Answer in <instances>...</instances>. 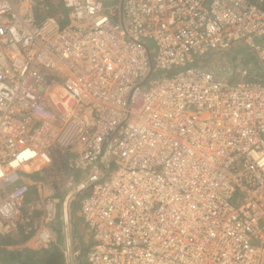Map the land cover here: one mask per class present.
I'll use <instances>...</instances> for the list:
<instances>
[{
	"label": "built area",
	"instance_id": "built-area-1",
	"mask_svg": "<svg viewBox=\"0 0 264 264\" xmlns=\"http://www.w3.org/2000/svg\"><path fill=\"white\" fill-rule=\"evenodd\" d=\"M263 5L0 0L2 248L80 196L86 264H264Z\"/></svg>",
	"mask_w": 264,
	"mask_h": 264
},
{
	"label": "crops",
	"instance_id": "crops-1",
	"mask_svg": "<svg viewBox=\"0 0 264 264\" xmlns=\"http://www.w3.org/2000/svg\"><path fill=\"white\" fill-rule=\"evenodd\" d=\"M76 208L77 205L75 203H71L68 209L69 212L67 211V216L69 215V217L65 218V225H62V221L58 220L55 221L51 227V233L56 240L52 246L57 247L59 250L62 255L63 264H86V253L91 244L88 231L83 226L82 220H76L78 219L77 216H75ZM19 231H21L22 236L27 239V237L23 234L22 227H19L18 232ZM18 232L16 235H18ZM14 236L8 237L14 238ZM26 239L17 244L23 243ZM17 244L4 246H16ZM14 251L19 252L17 249ZM81 257L83 258L82 263L79 262Z\"/></svg>",
	"mask_w": 264,
	"mask_h": 264
},
{
	"label": "trees",
	"instance_id": "trees-1",
	"mask_svg": "<svg viewBox=\"0 0 264 264\" xmlns=\"http://www.w3.org/2000/svg\"><path fill=\"white\" fill-rule=\"evenodd\" d=\"M264 9V5L262 6ZM50 14L56 16L59 15L58 19L61 24L65 23L66 20V12L63 9L61 5H59L57 8H52L50 10ZM239 54H245V50L242 51H230L225 56H228L227 62H232V59H234V56L232 55H239ZM246 60L252 63V65L257 66V62L255 59H253L250 56H246ZM251 71V70H250ZM252 74V72L250 73ZM255 78H261L263 77V74H257L254 75ZM249 80H254L252 76L248 78ZM236 80V79H235ZM26 238L22 236L21 231L18 232V235L14 236V238H2L0 239V261L4 263H17V264H63L62 255L60 254L57 247L52 246L48 250H43L40 252H15V251H6L2 247L4 245H11V244H17L25 240Z\"/></svg>",
	"mask_w": 264,
	"mask_h": 264
},
{
	"label": "rangeland",
	"instance_id": "rangeland-1",
	"mask_svg": "<svg viewBox=\"0 0 264 264\" xmlns=\"http://www.w3.org/2000/svg\"><path fill=\"white\" fill-rule=\"evenodd\" d=\"M146 43H147V45H148L149 48H150L151 56H154V55H155V51H154V44H153V42H152L151 40H146ZM245 48H246L245 45L242 43V41H240V42H238V43H236V44H234V45L232 44L230 50H226V51L223 52V53L225 54V53H227L228 51H235V50H237V51H242V52H243ZM208 59H209V60H212V57H209ZM218 61L222 63V60H221V61H220V60H217V58L214 59V60H212V61H210V62H208V63H209V65L212 64L215 68H217ZM203 64L206 65V62L204 61ZM76 179H78V177H77ZM80 198H81V197L79 196V197H78V200H77V203H76L77 208H76V211H75V216H77V218H78V219H76V220L81 219V215H80V212H79V200H80ZM233 202L235 203V200H233ZM82 261H83V258L81 257L79 262L82 263ZM84 264H85V263H84Z\"/></svg>",
	"mask_w": 264,
	"mask_h": 264
},
{
	"label": "water",
	"instance_id": "water-1",
	"mask_svg": "<svg viewBox=\"0 0 264 264\" xmlns=\"http://www.w3.org/2000/svg\"><path fill=\"white\" fill-rule=\"evenodd\" d=\"M122 1V0H121Z\"/></svg>",
	"mask_w": 264,
	"mask_h": 264
}]
</instances>
